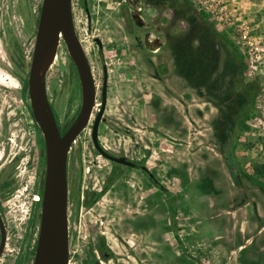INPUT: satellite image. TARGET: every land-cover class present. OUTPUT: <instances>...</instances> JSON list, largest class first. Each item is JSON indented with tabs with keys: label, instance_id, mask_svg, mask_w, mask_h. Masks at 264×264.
I'll return each mask as SVG.
<instances>
[{
	"label": "rangeland",
	"instance_id": "374dc122",
	"mask_svg": "<svg viewBox=\"0 0 264 264\" xmlns=\"http://www.w3.org/2000/svg\"><path fill=\"white\" fill-rule=\"evenodd\" d=\"M238 2L256 62L187 0H72L98 106L67 157L68 264H264V0ZM41 4L0 0V264H32L39 232L45 143L28 74ZM104 76L99 145L158 185L93 145ZM45 86L63 131L82 92L61 37Z\"/></svg>",
	"mask_w": 264,
	"mask_h": 264
},
{
	"label": "water",
	"instance_id": "95a60500",
	"mask_svg": "<svg viewBox=\"0 0 264 264\" xmlns=\"http://www.w3.org/2000/svg\"><path fill=\"white\" fill-rule=\"evenodd\" d=\"M60 37L76 66L82 92L80 110L63 135H60L45 86L46 74L54 61ZM97 42L101 46L99 40ZM106 92L107 78L104 76L101 104L92 123L94 147L108 160L141 169L149 178L153 177L144 165L125 156L109 154L99 145L98 128L106 107ZM28 95L33 118L43 134L46 158L39 232L32 264H68L67 156L71 143L89 122L96 96L91 68L73 23L72 0H42L28 74ZM0 227L1 255L5 241L1 218Z\"/></svg>",
	"mask_w": 264,
	"mask_h": 264
},
{
	"label": "built area",
	"instance_id": "2783aa9c",
	"mask_svg": "<svg viewBox=\"0 0 264 264\" xmlns=\"http://www.w3.org/2000/svg\"><path fill=\"white\" fill-rule=\"evenodd\" d=\"M200 14L228 35L234 47L248 55V61L259 60L258 47L252 41L253 28L246 21L238 0H187ZM247 58V57H246Z\"/></svg>",
	"mask_w": 264,
	"mask_h": 264
},
{
	"label": "flooded vegetation",
	"instance_id": "af4514ba",
	"mask_svg": "<svg viewBox=\"0 0 264 264\" xmlns=\"http://www.w3.org/2000/svg\"><path fill=\"white\" fill-rule=\"evenodd\" d=\"M81 42V41H80ZM83 49H85V47H83ZM85 51V50H84ZM85 53H87V52H85ZM96 106H98V104L97 103H95V106H94V108H93V111L96 109ZM80 110V109H79ZM79 112V111H78ZM93 113V112H92ZM91 116H92V114H91ZM54 117H55V120H56V124H57V126H58V129H59V132H60V135H63L64 134V132L68 129V127L71 125V123L74 121H72L68 126H66V128L65 129H63V131H61L60 130V127H59V124H58V120H57V118H56V116H55V114H54ZM76 118V117H75ZM74 118V119H75ZM90 121H91V117H90V119H89V122H88V124H87V126L86 127H88L89 126V124H90ZM93 123V122H92ZM85 127V128H86ZM84 128V129H85ZM83 129V130H84ZM82 130V131H83ZM81 131V132H82ZM80 132V133H81ZM79 133V134H80ZM91 133H92V126H91ZM79 136V135H78ZM77 136V137H78ZM77 137H76V139H77ZM76 139L71 143V146H70V149H69V151H68V153L70 152V150H71V148H72V144L73 143H75V141H76ZM91 139H92V135H91ZM68 157V156H67ZM45 162H46V158H45ZM141 170V169H140ZM143 171V170H142ZM144 172V171H143ZM145 173V172H144ZM148 177V176H147ZM150 179H153V177H151ZM8 181H9V176H6L5 178H3L2 176H1V180H0V193H2V190H3V186L5 185V184H7L8 183ZM7 182V183H6ZM67 184H68V181H67ZM5 194L7 195V194H10L9 192H5ZM5 196V195H4ZM4 196H2L1 194H0V218H1V223H2V225H3V229H4V232H5V241H4V247H3V249H2V251H1V255H0V258H1V256L3 255V252H4V250H5V248H6V245H7V226H6V221H5V219H4V206H3V204H2V197H4ZM35 200H39V198L38 197H36L35 198ZM1 237H2V234H1V227H0V244H1Z\"/></svg>",
	"mask_w": 264,
	"mask_h": 264
},
{
	"label": "trees",
	"instance_id": "16d2710c",
	"mask_svg": "<svg viewBox=\"0 0 264 264\" xmlns=\"http://www.w3.org/2000/svg\"><path fill=\"white\" fill-rule=\"evenodd\" d=\"M202 16H204L203 14H201ZM205 18H207L206 16H204ZM152 183H154L155 185H158V182L154 179H151Z\"/></svg>",
	"mask_w": 264,
	"mask_h": 264
}]
</instances>
